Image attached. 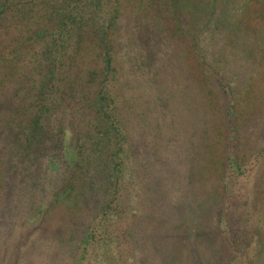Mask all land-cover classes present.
Here are the masks:
<instances>
[{
  "label": "trees",
  "instance_id": "obj_1",
  "mask_svg": "<svg viewBox=\"0 0 264 264\" xmlns=\"http://www.w3.org/2000/svg\"><path fill=\"white\" fill-rule=\"evenodd\" d=\"M254 1L0 0V264L30 244L34 264H264L225 145L250 136L235 126L264 67ZM174 135L208 153L177 164L203 187L159 188Z\"/></svg>",
  "mask_w": 264,
  "mask_h": 264
},
{
  "label": "rangeland",
  "instance_id": "obj_2",
  "mask_svg": "<svg viewBox=\"0 0 264 264\" xmlns=\"http://www.w3.org/2000/svg\"><path fill=\"white\" fill-rule=\"evenodd\" d=\"M251 10H259V13L261 15H264V0H258L254 1L251 6ZM259 20L258 17H255L254 21ZM258 28H264V24L258 25L256 23ZM31 48L27 51L28 55L33 52H31ZM4 52L7 54V57H10L7 53V49H3ZM254 91L255 94L252 96L254 100H251V104L248 107L250 114L249 116L243 115V118L239 123L235 126L241 128V130H245L250 128L248 138H243V142L239 143L233 142L232 140L230 142L225 143L226 147L231 150L235 149L237 151L238 160L240 164L239 172L235 174H231L228 177V188L232 193L233 199L236 202L241 203L242 200L246 198V192L247 190L251 189L253 187L257 205L255 206V216L264 217V67L258 66L257 71L254 73ZM255 97V98H254ZM247 106V105H245ZM245 106L238 105V111H241L244 109ZM183 119H186V114H181ZM183 126L185 127V122L182 121ZM240 125V126H239ZM256 132V134H255ZM179 134V133H177ZM175 141H181L179 143L180 148L177 149L178 157L181 160H167L166 166H169L170 170L167 174L163 175V178L160 179V189H164L167 187L170 190H173L172 192H175L178 187L180 186H196L200 184L199 186H202L205 183V180L202 182H198L195 185H192L191 182L194 181V177H189L186 175L185 179L183 178L184 174L183 171L180 169L178 170L177 164L181 166L183 164V167L186 163H190V156L191 152H196V150H199V155L195 159H199L198 162H208V153L206 154L204 150H201L200 147L201 144L194 145L190 142L189 138L187 137H178V135H174ZM219 152H221V148L219 149ZM226 151L223 149L222 151V157L225 158ZM176 164V165H173ZM142 168L143 165H142ZM140 171V170H139ZM211 174V173H210ZM209 174V175H210ZM208 175V174H206ZM207 177V176H206ZM187 178H191L187 179ZM209 178H211L209 176ZM216 182V181H214ZM216 185L218 183L216 182ZM165 193H168L165 191ZM164 194V192H163ZM199 198H202V196L206 195V192L203 190H199ZM166 197V196H165ZM161 197L156 201V204L153 201H149L148 204L151 209L154 211H158V208L163 209V206H161V200L162 203H166V198ZM198 200V199H197ZM227 203V202H226ZM185 209V208H183ZM51 219L48 227L56 226L57 222L59 220H62L65 218V215H67V212L65 209H62L60 206H56L52 209L51 212ZM263 217L260 219L264 222ZM116 224L114 226L121 227L124 225V218H118L116 220ZM258 236H264V231L262 233H259ZM31 244L29 245V248L20 253V256L14 259H17L18 264H34V254L32 251V248H30ZM31 252V253H30ZM2 256L0 252V262L2 261ZM39 264H49V263H43L39 262Z\"/></svg>",
  "mask_w": 264,
  "mask_h": 264
}]
</instances>
